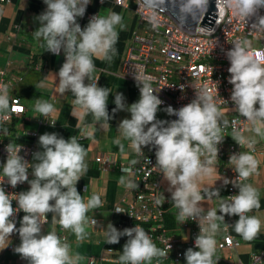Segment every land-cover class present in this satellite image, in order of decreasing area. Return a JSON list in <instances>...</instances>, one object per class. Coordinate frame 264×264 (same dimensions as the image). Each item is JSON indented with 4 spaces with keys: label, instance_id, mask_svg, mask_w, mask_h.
<instances>
[{
    "label": "clouds",
    "instance_id": "clouds-1",
    "mask_svg": "<svg viewBox=\"0 0 264 264\" xmlns=\"http://www.w3.org/2000/svg\"><path fill=\"white\" fill-rule=\"evenodd\" d=\"M89 2L43 0L46 9L35 18L38 27L33 31L34 38L41 42L46 52L53 55L63 53L64 56V62L56 73L58 92H71L75 97L72 103L80 115L81 134L87 138L94 137L95 123L83 124L84 116L91 114L94 122L103 121L102 127L107 128L117 112L130 114V118L122 119L117 126L120 137L127 140L138 155H143L145 147L154 149L155 163L152 166L169 186L170 200L178 210L177 219L182 222L192 219L199 228L194 246L184 252L185 264H217L213 260L216 235L221 231V225L225 229L228 227L225 216L238 217L232 226L245 241H251L261 229V220L247 214L260 208L259 192L243 181L257 174L259 160L252 152L258 142L256 137L264 140V51H249V41L237 40L225 54L230 64L227 69V82L232 86L230 102L238 115L244 118L245 131L252 132L254 137H246L238 128H232L233 141L250 151L229 156L228 163L233 166L238 182L224 179L223 184L231 183L238 193L221 197L219 189L202 190L199 183L215 171L211 166L218 160V145L225 139L222 132L229 126L216 100L207 90L195 92L194 99L179 109L171 106L164 109L168 116L176 117L174 120H158L157 112L163 102L154 94L150 84L143 82L139 87V99L130 105H125L122 93H115V107L110 115V89L98 85L92 57L112 60L116 53L117 27L123 28L122 16L115 12L107 16L96 14L82 29L77 18L84 16ZM170 3L176 9L177 19L185 23L189 17L194 19L197 13L205 12L208 0H170ZM225 8L232 9L234 14L244 19L264 8V0H221L220 16L224 15ZM258 23L264 27V17H260ZM16 103L10 104L7 85L0 84V114H3L0 119H9L16 111ZM34 110L41 117L56 111L51 103L42 100L35 102ZM49 125L54 127L55 123ZM115 143L123 153L121 140L117 139ZM38 144L42 151L33 153L31 163L19 155L22 145L9 142L5 147L7 158L2 167L3 177L12 188L27 182L29 189L6 193L2 187L5 180L0 179V245L13 233H18L20 243L14 252L28 264H80L83 257L72 253L66 239L55 231L42 234V226L51 213L54 223L65 231L71 230L77 241H83L88 235L86 227L96 224L95 219L89 220L87 213L101 205L100 196L93 194L85 201L76 187L87 171V152L76 137L64 139L56 133L40 135ZM147 162L151 163L148 158ZM137 163L136 159L131 161L132 165ZM29 169L31 180L28 178ZM121 171L129 177L132 174L130 167ZM119 183L129 189L138 187L125 176L120 177ZM205 197H216L219 204L218 208L202 215L203 209L199 204ZM13 200L17 203L15 209ZM165 200L161 194L155 203L162 206ZM19 212L24 215L17 228L11 218ZM107 228L108 244L115 245L122 237H127L115 264H152L153 260L158 262L169 256L171 245L168 244L164 250L158 248L139 225L118 231L109 223ZM227 239L231 243V238Z\"/></svg>",
    "mask_w": 264,
    "mask_h": 264
},
{
    "label": "built area",
    "instance_id": "built-area-1",
    "mask_svg": "<svg viewBox=\"0 0 264 264\" xmlns=\"http://www.w3.org/2000/svg\"><path fill=\"white\" fill-rule=\"evenodd\" d=\"M103 1L105 0H99V2ZM10 2V0H0L2 5L10 4ZM114 3L117 6L128 8L124 0H114ZM214 3L216 18H213L212 26L207 25L211 29L207 30L198 25L193 33H190L182 30L167 13L145 4L142 0H136L135 13L140 23L145 25L146 30L141 34L133 35L122 63L120 75L125 80L134 83L138 92L143 82L150 84L154 94L158 95L163 102L157 112V119L166 107L171 106L174 109H179L194 99L195 92L207 90L216 100L221 111H228L224 118L229 121V126L222 132V137L225 139L218 145V160L212 166H220L227 179L237 183L233 166L228 163L229 156L250 150L246 146L239 147L233 139L229 140L233 127L238 128L244 134L246 124L244 118L238 115L234 105L230 102L232 86L227 82L229 78L227 69L230 64L225 54L232 49L237 40L241 42L247 40L252 43L249 51H264V27H260L258 23L259 18L264 17V8L260 9L256 15L241 19L230 8H225L224 15L220 16L221 0H215ZM22 82L21 76L0 70V84L7 85L8 93ZM8 96L10 104L16 101L15 107L20 110L12 112L7 120L0 119V179L5 180L2 187L6 193H19L22 191L24 183L18 184L15 188L9 186L6 178L2 175V167L7 158L5 147L14 139L9 128L13 129L14 122L26 114V107L18 96ZM220 98L227 102L221 101ZM50 118L49 114L37 120L38 128L49 125ZM24 136L28 139L27 143L18 142L15 144L23 146L19 155L29 162L33 153L37 152L35 142L38 132L37 130L26 131ZM78 137L80 141L85 139L81 134V129ZM150 148L151 146L143 148V155L134 152L133 159L138 160L135 165H132L131 161L127 163L117 160L111 155H98L95 162L99 164L102 171L113 168L123 173L121 169L124 167L132 169L131 176L127 175L138 187L127 188L126 194L131 197L130 202L125 207L116 206L114 213L133 221V226L146 225L144 231L158 248L164 250L167 249L168 244L171 245L168 258H162L158 262L153 260V264H185L184 252L194 246V239L199 233V228L192 219L183 222L178 220V211L174 213L175 227L169 229L164 225V208L169 206L170 201L165 197L166 200L162 206L155 203V200L161 195V174L152 166L155 163V156ZM252 154L263 155L264 148L256 143ZM147 158L151 161L150 164L147 162ZM83 191H86V187H83ZM237 193L238 189L234 188L231 183L225 185L224 197ZM12 206L14 209L17 207L15 200L12 201ZM206 213L202 212L201 214ZM22 214L23 212H19L11 219L17 223ZM237 219L236 216H225L228 227L225 229L221 225V231L216 235V251L234 250L239 245V242L231 235L232 225ZM227 238H231V243ZM15 247L17 246L11 244L8 249L13 250ZM110 254L111 250L105 247L100 262L115 264L117 259L111 257ZM213 260L217 264H243L228 259L218 260L214 257ZM247 264H264V250L251 255Z\"/></svg>",
    "mask_w": 264,
    "mask_h": 264
},
{
    "label": "crops",
    "instance_id": "crops-1",
    "mask_svg": "<svg viewBox=\"0 0 264 264\" xmlns=\"http://www.w3.org/2000/svg\"><path fill=\"white\" fill-rule=\"evenodd\" d=\"M10 4H0V70L7 73L21 76L23 82L11 89L8 95L18 96L23 105L26 107V114L16 120L13 129L9 131L14 138L12 143L25 142L28 139L24 136L26 131L38 132L35 147L38 151H42L38 144V138L44 133H56L58 136L68 139L76 137L78 142L87 152L85 162L87 163V171L81 176L76 187L78 192L87 201L93 194L100 196L101 205L90 210L87 215L89 220L95 219L96 225L86 227L88 233L83 241H77L71 230H63L54 223L52 214H48L47 223L42 226V234L49 231H55L56 234L70 244L73 254H79L83 257L80 264H102L100 258L104 253L107 243L105 233L108 231L107 225L111 223L118 231L125 228H131L132 224L125 216L114 213L116 206L125 207L131 200L127 193V187L119 183L120 177L127 174L121 173L117 169L108 168L102 171L99 164L95 162L98 155H111L117 160L125 162L132 161L134 150L129 146V142L120 137L117 130L119 122L124 118H130V114L124 111L117 112L113 119L110 120V127H102L103 121L94 122L91 114L84 116L83 124L95 123V134L93 138L85 137L80 141L78 135L81 129V119L78 112L74 110L72 101L74 96L71 92L60 94L58 92V79L56 73L64 62L63 53L53 55L46 52L41 47V42L34 38L33 31L38 27L36 17L45 9L46 5L43 0H10ZM128 8L117 6L114 0H90L86 7L85 14L82 18H77V22L83 29L88 21L96 14L107 16L112 12L122 16L123 28L117 27L118 39L115 44L116 53L111 61L102 60L92 57L93 64L96 69L94 76L99 79L98 85L110 89L108 97V111L112 114L115 107L113 100L115 93H122L125 105H130L139 99V92L136 85L121 77V67L124 57L131 44L134 34H141L146 30L135 13L136 0H124ZM92 83L93 81H88ZM37 100L47 101L51 103L56 111L51 113L50 124L55 126H42L38 128L37 120L41 118L40 114L34 110ZM258 107V105H257ZM223 118L227 116L228 111H221ZM244 135L253 138L254 134L245 131ZM117 139L121 140L124 145V152L119 151L118 145L115 143ZM230 137L229 140H231ZM258 146L264 148V140L256 137ZM259 160L257 174H253L243 183L251 184L259 192V209H253L248 215H255L261 220V229L251 241H245L242 237L231 229V235L239 242L234 250H217L214 258L228 259L232 262H241L247 264L250 257L264 250V154L255 155ZM33 157V156H32ZM30 158V163L32 161ZM215 169L210 175L203 177L199 183L202 190L219 189L220 196L225 195V185L223 180L227 179L220 166H211ZM29 180L33 177L31 169H29ZM162 176L160 179V191L166 197H170L167 189L162 187ZM86 187V191H83ZM29 185L27 182L23 184L22 191H27ZM219 199L212 197L211 199H203L199 207L206 213L212 208H218ZM170 205V204H169ZM172 213L178 211L174 206L171 207ZM24 213L20 216L16 227H20V220ZM20 243L18 233H13L4 244L0 245V264H28V261L22 259L13 250L8 247L12 245L18 246Z\"/></svg>",
    "mask_w": 264,
    "mask_h": 264
},
{
    "label": "water",
    "instance_id": "water-1",
    "mask_svg": "<svg viewBox=\"0 0 264 264\" xmlns=\"http://www.w3.org/2000/svg\"><path fill=\"white\" fill-rule=\"evenodd\" d=\"M145 4L160 9L161 11L170 15L180 26V28L184 31L193 33L198 25L202 28L210 30L211 28L207 27V25L212 26L213 18H216V8H215V0H208L207 9L205 12L197 13L196 17L193 19L189 17L185 23H181L177 19L176 9L171 5L170 0H163V3L160 0H142Z\"/></svg>",
    "mask_w": 264,
    "mask_h": 264
},
{
    "label": "trees",
    "instance_id": "trees-1",
    "mask_svg": "<svg viewBox=\"0 0 264 264\" xmlns=\"http://www.w3.org/2000/svg\"><path fill=\"white\" fill-rule=\"evenodd\" d=\"M175 118L176 117H174V116H168L165 111H162L158 116V120H174ZM152 152H154V149H152ZM168 199L170 201V205L164 208V212H165L164 225L167 228L171 229V228L175 227V220H174V213H172L171 210H169V209H171V207H173V204L170 200V197ZM130 222L132 224V227H134L133 226L134 222L133 221H130ZM142 228L145 230L146 225L143 224ZM126 239H127V237H122L120 239V242L115 244V245H111V244L105 245L106 248H109L111 250V254H110L111 257L118 259V256L121 254L122 246L126 242ZM104 264H114V263H104Z\"/></svg>",
    "mask_w": 264,
    "mask_h": 264
},
{
    "label": "rangeland",
    "instance_id": "rangeland-1",
    "mask_svg": "<svg viewBox=\"0 0 264 264\" xmlns=\"http://www.w3.org/2000/svg\"><path fill=\"white\" fill-rule=\"evenodd\" d=\"M252 45L253 44L250 43V46H252ZM161 182H162V187L168 190V188H169L168 184L163 179L161 180ZM152 264H153V262H152Z\"/></svg>",
    "mask_w": 264,
    "mask_h": 264
},
{
    "label": "snow or ice",
    "instance_id": "snow-or-ice-1",
    "mask_svg": "<svg viewBox=\"0 0 264 264\" xmlns=\"http://www.w3.org/2000/svg\"><path fill=\"white\" fill-rule=\"evenodd\" d=\"M16 111H19L20 109L19 108H17V109H15Z\"/></svg>",
    "mask_w": 264,
    "mask_h": 264
}]
</instances>
